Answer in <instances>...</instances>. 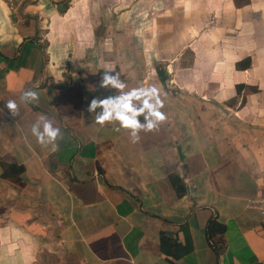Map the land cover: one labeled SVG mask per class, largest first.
I'll return each instance as SVG.
<instances>
[{"label":"crops","instance_id":"0c3cea01","mask_svg":"<svg viewBox=\"0 0 264 264\" xmlns=\"http://www.w3.org/2000/svg\"><path fill=\"white\" fill-rule=\"evenodd\" d=\"M101 70L167 120L97 125ZM0 109V264H264V0H0Z\"/></svg>","mask_w":264,"mask_h":264},{"label":"clouds","instance_id":"9594fccd","mask_svg":"<svg viewBox=\"0 0 264 264\" xmlns=\"http://www.w3.org/2000/svg\"><path fill=\"white\" fill-rule=\"evenodd\" d=\"M103 72L99 81V88L114 89L119 94L106 98H93L88 106L90 113H95V123L100 126L116 123V131L128 130L132 143L140 140V133H150L158 130L160 124L167 120V114L162 111L164 100L161 98V90L154 84L134 87L124 91L127 84L121 80L118 72ZM23 104L38 102L39 94L31 89L25 90L19 96ZM5 108L11 116L20 115V105L15 99H8ZM100 109L99 112L96 110ZM2 111V109H0ZM143 116V122L139 119ZM31 134L36 143L42 148L51 146V151L59 150L57 141L62 139L59 127H54L52 119L44 114L38 115L35 123L31 125ZM186 198V197H185Z\"/></svg>","mask_w":264,"mask_h":264},{"label":"rangeland","instance_id":"374dc122","mask_svg":"<svg viewBox=\"0 0 264 264\" xmlns=\"http://www.w3.org/2000/svg\"><path fill=\"white\" fill-rule=\"evenodd\" d=\"M66 6V5H65ZM149 34H150V32H149ZM126 53H127V59L128 60H135L134 59V54L135 55H137L138 56V54L136 53V51H132V48H130V49H127L126 50ZM113 55L116 57V59H119L120 61H121V59H120V57H119V54L117 53V54H112V57H113ZM121 56H124V54H122ZM129 63V65L127 64V68H126V71L123 73V75L125 76V77H130L129 79H131V78H133V77H135V73H136V71L137 70H135V67H136V64L134 63V62H128ZM89 68H86L85 70H84V72L85 71H87ZM101 72V74H103V71L101 70L100 71ZM116 72H118L119 73V70H117ZM145 73V72H144ZM113 74H115V72L113 73ZM99 77H101V75H99ZM140 77V76H139ZM151 77H148V78H146V79H150ZM146 79H145V81H146ZM150 81V80H149Z\"/></svg>","mask_w":264,"mask_h":264},{"label":"built area","instance_id":"2783aa9c","mask_svg":"<svg viewBox=\"0 0 264 264\" xmlns=\"http://www.w3.org/2000/svg\"><path fill=\"white\" fill-rule=\"evenodd\" d=\"M250 208L256 209L258 211H260L261 214H264V206L262 204H260L259 202H253L252 206Z\"/></svg>","mask_w":264,"mask_h":264}]
</instances>
